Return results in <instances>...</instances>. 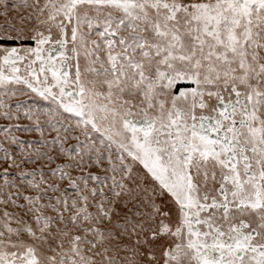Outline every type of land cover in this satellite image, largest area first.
I'll return each instance as SVG.
<instances>
[{"label":"snow or ice","instance_id":"obj_1","mask_svg":"<svg viewBox=\"0 0 264 264\" xmlns=\"http://www.w3.org/2000/svg\"><path fill=\"white\" fill-rule=\"evenodd\" d=\"M0 264H264V0H0Z\"/></svg>","mask_w":264,"mask_h":264}]
</instances>
